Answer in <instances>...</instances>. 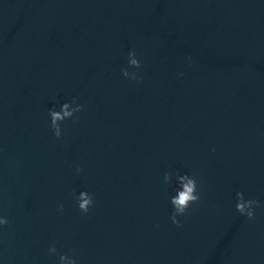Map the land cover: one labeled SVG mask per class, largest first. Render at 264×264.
Instances as JSON below:
<instances>
[{"label": "water", "instance_id": "water-1", "mask_svg": "<svg viewBox=\"0 0 264 264\" xmlns=\"http://www.w3.org/2000/svg\"><path fill=\"white\" fill-rule=\"evenodd\" d=\"M0 217V264H264V0H0Z\"/></svg>", "mask_w": 264, "mask_h": 264}, {"label": "clouds", "instance_id": "clouds-1", "mask_svg": "<svg viewBox=\"0 0 264 264\" xmlns=\"http://www.w3.org/2000/svg\"><path fill=\"white\" fill-rule=\"evenodd\" d=\"M191 57H188L189 62H191ZM128 66L132 69H141L142 65L140 60L136 58V52L130 51L128 53ZM122 74L126 79L133 81L142 82L143 78L138 76L137 72H129L128 69H122ZM84 110V106L79 104L75 98L70 103H64L60 110L55 109L49 110L50 117V127L53 131V134L56 139H61L62 137V128L61 124L66 120H71L75 117L77 113H81ZM215 149H213V152ZM81 171L80 168H77V172ZM177 180V189L176 195L173 196L170 200L171 205L173 206V213L170 217L172 223L177 227H181V222L178 217H182L188 214L189 209L192 205H198L202 199V185L198 186V181L196 177L189 176L188 174L180 175L176 173ZM172 181V175L170 173L164 174V183L170 184ZM75 196L76 194L73 193ZM236 211L241 216H246L249 220H254L256 218L255 209L261 207V203L255 199H245L243 192H238L236 194ZM76 203L78 205L79 211L87 215L90 208L95 206V198L93 195L89 194L87 191H81L78 196H76ZM59 209L63 212V205H59ZM9 221L6 217H0V228L8 226ZM49 254H55L56 248L50 247ZM60 264H77L75 258H69L67 255L60 256Z\"/></svg>", "mask_w": 264, "mask_h": 264}]
</instances>
